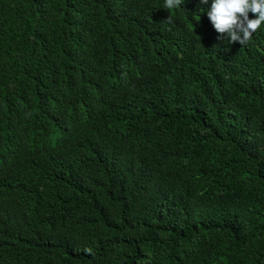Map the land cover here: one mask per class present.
<instances>
[{"label": "trees", "instance_id": "obj_1", "mask_svg": "<svg viewBox=\"0 0 264 264\" xmlns=\"http://www.w3.org/2000/svg\"><path fill=\"white\" fill-rule=\"evenodd\" d=\"M212 2L0 0V264H264V26Z\"/></svg>", "mask_w": 264, "mask_h": 264}, {"label": "clouds", "instance_id": "obj_2", "mask_svg": "<svg viewBox=\"0 0 264 264\" xmlns=\"http://www.w3.org/2000/svg\"><path fill=\"white\" fill-rule=\"evenodd\" d=\"M182 2L184 0H165L163 8H179ZM201 3L207 4L208 0H201ZM250 13L256 18L250 19ZM206 14L221 37L226 35L230 43L245 45L264 26V0H213ZM171 21L170 16L166 22Z\"/></svg>", "mask_w": 264, "mask_h": 264}]
</instances>
